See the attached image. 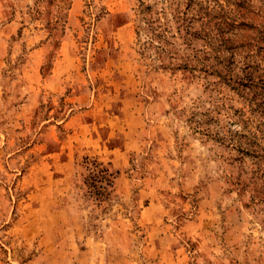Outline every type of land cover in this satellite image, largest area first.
I'll use <instances>...</instances> for the list:
<instances>
[{
  "label": "rangeland",
  "instance_id": "374dc122",
  "mask_svg": "<svg viewBox=\"0 0 264 264\" xmlns=\"http://www.w3.org/2000/svg\"><path fill=\"white\" fill-rule=\"evenodd\" d=\"M0 264H264V0H0Z\"/></svg>",
  "mask_w": 264,
  "mask_h": 264
},
{
  "label": "trees",
  "instance_id": "16d2710c",
  "mask_svg": "<svg viewBox=\"0 0 264 264\" xmlns=\"http://www.w3.org/2000/svg\"><path fill=\"white\" fill-rule=\"evenodd\" d=\"M140 14L143 16L142 21L144 24H146L147 28L155 32V26L150 21V19H148V15H150V7L142 4ZM200 16L202 18H208L209 15L208 13H204V16L202 14H200ZM144 28L145 27L142 26L141 30H144ZM204 35L206 38L209 37V33ZM226 43L234 46L232 39L230 38L227 39ZM231 53L232 55H235L234 50ZM84 166L88 172L89 180L92 181L90 185L91 188L94 189V192L97 194L98 198H100L102 201H107L114 192V180L118 173L114 174L110 172V170L107 169L103 164L97 161H91L89 159H86Z\"/></svg>",
  "mask_w": 264,
  "mask_h": 264
}]
</instances>
